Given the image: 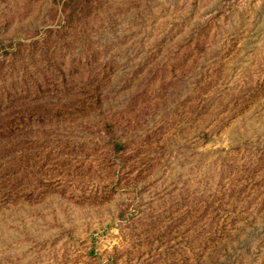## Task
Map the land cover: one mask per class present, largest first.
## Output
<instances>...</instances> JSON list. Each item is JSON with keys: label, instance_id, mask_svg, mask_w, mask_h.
<instances>
[{"label": "rangeland", "instance_id": "obj_1", "mask_svg": "<svg viewBox=\"0 0 264 264\" xmlns=\"http://www.w3.org/2000/svg\"><path fill=\"white\" fill-rule=\"evenodd\" d=\"M0 264H264V0H0Z\"/></svg>", "mask_w": 264, "mask_h": 264}]
</instances>
